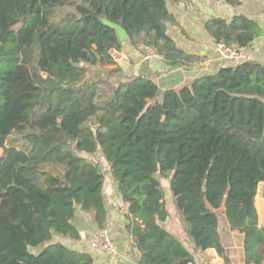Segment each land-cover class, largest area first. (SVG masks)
<instances>
[{
    "label": "trees",
    "instance_id": "obj_1",
    "mask_svg": "<svg viewBox=\"0 0 264 264\" xmlns=\"http://www.w3.org/2000/svg\"><path fill=\"white\" fill-rule=\"evenodd\" d=\"M186 1L0 0V264H101L64 239H81L80 211L106 227L103 159L129 205L139 264L193 262L184 241L228 260L220 209L244 236L245 264H264L255 203L264 184V62L222 66L162 93L146 75H87V66L117 63L119 29L169 66L201 62L168 32L177 22L169 4ZM206 29L242 49L261 35L244 15L212 17ZM166 188L183 238L166 224Z\"/></svg>",
    "mask_w": 264,
    "mask_h": 264
},
{
    "label": "crops",
    "instance_id": "obj_2",
    "mask_svg": "<svg viewBox=\"0 0 264 264\" xmlns=\"http://www.w3.org/2000/svg\"><path fill=\"white\" fill-rule=\"evenodd\" d=\"M239 3H229L227 0H188L184 3L169 4L170 11L176 17V23L169 25L168 32L175 39L179 47L187 52L194 53L203 58L199 63L183 66H169L161 56L147 57L146 50L136 49L129 43L127 35L120 31L124 48L121 51L122 59L117 61L120 68L121 79L132 78L138 75H146L158 85L160 92L168 88L179 89L191 84L197 77L217 71L222 66L234 65L235 62L225 59L218 48V43L210 36L206 29V22L212 17H225L232 20L235 16L244 15L256 21L261 28L258 36L250 46L243 49L242 53L250 60L264 62V0H238ZM107 177H112L105 170ZM106 195L107 223L114 242L118 248V255H112L105 251L93 249L90 239L98 231L99 227L93 219L92 213L79 212L76 224L81 232L80 240L64 239L71 247L90 252L96 262L101 264H139V254L127 225L129 205L122 200L115 180L104 187ZM257 196L264 199V189L258 190ZM256 196V198H257ZM257 205V199L255 200ZM263 212H259V224L264 226V201ZM258 210V209H257ZM221 226L222 242L226 249L228 260L221 256L216 249L198 251L188 242L185 244L194 254V261L189 264H245L244 236L242 233L231 230L224 210L217 211ZM169 228L181 235L178 224L168 219ZM183 238V237H182ZM61 239V237H57Z\"/></svg>",
    "mask_w": 264,
    "mask_h": 264
},
{
    "label": "built area",
    "instance_id": "obj_3",
    "mask_svg": "<svg viewBox=\"0 0 264 264\" xmlns=\"http://www.w3.org/2000/svg\"><path fill=\"white\" fill-rule=\"evenodd\" d=\"M218 48L225 59H230L235 62V64H241L245 61L250 60L247 56H245L242 51V48H239L237 45L228 46L224 43H219ZM115 56L120 55L119 51H113ZM157 52L152 50L149 52L147 57L157 56ZM90 246L93 249H97L100 251H105L112 255H118V248L114 242L112 233L108 228H99L98 231L92 236L90 239Z\"/></svg>",
    "mask_w": 264,
    "mask_h": 264
},
{
    "label": "rangeland",
    "instance_id": "obj_4",
    "mask_svg": "<svg viewBox=\"0 0 264 264\" xmlns=\"http://www.w3.org/2000/svg\"><path fill=\"white\" fill-rule=\"evenodd\" d=\"M120 31L121 30L119 29V34H120ZM152 50H154V49H152V48L148 49L147 52L148 53L152 52ZM115 57H116L117 61H120V59H122V53L120 52V55H117ZM115 69H117V63L113 64L111 66H101V65H98V66H87V75H88V77H90L93 80L111 79L113 82L122 81L119 71H118V73L115 76L114 75L111 76L110 72L112 70H115ZM2 152H3V150L0 148V155L2 154ZM103 165H106L107 166V170H108V166L109 165L104 159H103ZM105 175L107 176V174H105ZM113 180L114 179L112 177L108 176L107 180H106V185H108ZM163 185L165 187H168V182L164 181ZM260 189L261 190L264 189V184L263 183L260 184L259 190ZM166 199H167V202H168L169 210L171 212V217L170 218H171V220H173V222L175 221V223L178 224L179 228L181 229L180 218L177 215L176 208H175V206L172 203L171 196L167 197ZM256 199H257L256 207H257L258 211L261 212L263 210L262 201H264V199L262 197H260V196H258ZM258 215H259V212H258Z\"/></svg>",
    "mask_w": 264,
    "mask_h": 264
},
{
    "label": "water",
    "instance_id": "obj_5",
    "mask_svg": "<svg viewBox=\"0 0 264 264\" xmlns=\"http://www.w3.org/2000/svg\"><path fill=\"white\" fill-rule=\"evenodd\" d=\"M172 195V190L170 188L165 189V196L166 198Z\"/></svg>",
    "mask_w": 264,
    "mask_h": 264
}]
</instances>
